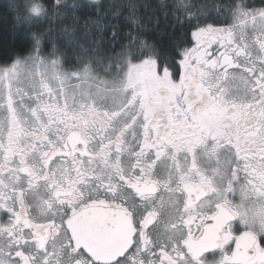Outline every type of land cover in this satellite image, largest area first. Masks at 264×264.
Wrapping results in <instances>:
<instances>
[{
	"label": "snow or ice",
	"instance_id": "1",
	"mask_svg": "<svg viewBox=\"0 0 264 264\" xmlns=\"http://www.w3.org/2000/svg\"><path fill=\"white\" fill-rule=\"evenodd\" d=\"M9 7L0 264H264V0Z\"/></svg>",
	"mask_w": 264,
	"mask_h": 264
},
{
	"label": "trees",
	"instance_id": "2",
	"mask_svg": "<svg viewBox=\"0 0 264 264\" xmlns=\"http://www.w3.org/2000/svg\"><path fill=\"white\" fill-rule=\"evenodd\" d=\"M71 3H82L86 2V0H68ZM103 3L107 4L111 2V0H102ZM118 2V0H117ZM147 3L156 5L159 3V0H146ZM168 3H172L173 0H167ZM184 2L197 4V5H212L217 4L220 6H224L230 2V0H184ZM250 2L254 3L256 6H260V0H250ZM12 3V0H0V63H3L4 59H8L10 62V54L11 53H21L26 52L27 48L30 47V44L24 37L29 35L31 31H37L48 34L49 27L52 28V36L49 41V47L45 49V51H50V44L52 41H56L58 37H63V33L61 29L65 26V24L69 23L65 21V24H61L60 22H53L51 25L49 23H40L33 25L30 29L25 28L23 26L17 27L15 23V13L9 7ZM226 15V14H225ZM225 15H221L222 19L225 18ZM67 39V38H65ZM87 45H85L86 47ZM63 51H68V49H63ZM81 51L77 48V52ZM70 55L75 56V53H69Z\"/></svg>",
	"mask_w": 264,
	"mask_h": 264
},
{
	"label": "flooded vegetation",
	"instance_id": "3",
	"mask_svg": "<svg viewBox=\"0 0 264 264\" xmlns=\"http://www.w3.org/2000/svg\"><path fill=\"white\" fill-rule=\"evenodd\" d=\"M221 19H222V17H221ZM223 20V19H222ZM222 26V25H221Z\"/></svg>",
	"mask_w": 264,
	"mask_h": 264
}]
</instances>
